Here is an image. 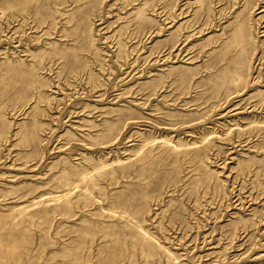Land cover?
Wrapping results in <instances>:
<instances>
[{"label": "rangeland", "instance_id": "rangeland-1", "mask_svg": "<svg viewBox=\"0 0 264 264\" xmlns=\"http://www.w3.org/2000/svg\"><path fill=\"white\" fill-rule=\"evenodd\" d=\"M0 264H264V0H0Z\"/></svg>", "mask_w": 264, "mask_h": 264}]
</instances>
